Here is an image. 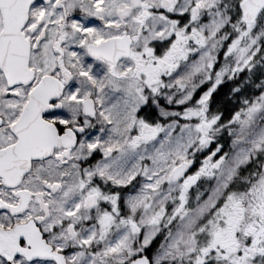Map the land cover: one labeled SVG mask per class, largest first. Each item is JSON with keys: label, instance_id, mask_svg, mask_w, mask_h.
Segmentation results:
<instances>
[{"label": "snow or ice", "instance_id": "1", "mask_svg": "<svg viewBox=\"0 0 264 264\" xmlns=\"http://www.w3.org/2000/svg\"><path fill=\"white\" fill-rule=\"evenodd\" d=\"M0 264H264V0H0Z\"/></svg>", "mask_w": 264, "mask_h": 264}]
</instances>
